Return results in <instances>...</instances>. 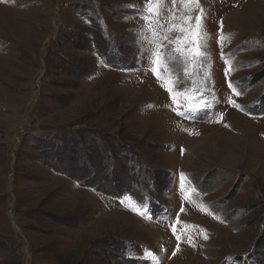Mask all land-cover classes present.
<instances>
[{
	"label": "rangeland",
	"instance_id": "374dc122",
	"mask_svg": "<svg viewBox=\"0 0 264 264\" xmlns=\"http://www.w3.org/2000/svg\"><path fill=\"white\" fill-rule=\"evenodd\" d=\"M147 15L0 0V264H264V0Z\"/></svg>",
	"mask_w": 264,
	"mask_h": 264
},
{
	"label": "snow or ice",
	"instance_id": "6c2138e0",
	"mask_svg": "<svg viewBox=\"0 0 264 264\" xmlns=\"http://www.w3.org/2000/svg\"><path fill=\"white\" fill-rule=\"evenodd\" d=\"M161 2H162V0H146V11L148 13V15L144 17L146 20L149 19L150 16H153V15L158 16L159 15ZM185 2L186 3L195 2V0H185ZM173 3H175V0H173ZM187 19L189 21L192 20L191 17H188ZM201 23H202V16L198 15V16L195 17V28L194 29H192V28H189V29L180 28V30L182 32L191 33V35L194 37V42H195V41H198L200 39V26H201ZM174 27H176V26H174ZM186 39H187V36H185V40ZM177 43L179 44V40L177 41ZM177 51L183 52V51H185V49H183L182 47H178ZM196 54L197 55H203V53H199L198 49L196 51ZM155 56H156V60L153 61V63H159V62H161L163 60V56H162V54L160 52H156ZM152 71L154 72V74L156 73V69L155 68H153ZM173 99L175 100V97H173ZM134 210H136V209H134ZM181 211H183V209H181ZM173 232L175 234V228H173Z\"/></svg>",
	"mask_w": 264,
	"mask_h": 264
}]
</instances>
